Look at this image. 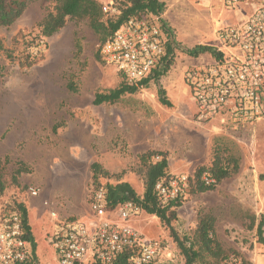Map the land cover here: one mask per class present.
I'll list each match as a JSON object with an SVG mask.
<instances>
[{"label":"rangeland","instance_id":"374dc122","mask_svg":"<svg viewBox=\"0 0 264 264\" xmlns=\"http://www.w3.org/2000/svg\"><path fill=\"white\" fill-rule=\"evenodd\" d=\"M160 1L165 4L162 19L175 45L172 65L158 82L139 86L116 103H94L97 93L120 86L123 79L98 57L101 41L87 19L68 18L62 29L43 38L40 22L55 11L56 0H28L24 14L14 24L0 26V37L15 56L10 60L7 53L0 55V162H6L0 210L17 203L26 206L38 264H59L50 242L57 221L44 206L45 200L61 217L91 220L94 162L109 173L100 178L102 182L125 181L142 195L141 153L164 151L169 175L195 176L200 168L212 165L215 147L235 155L242 171L214 190L189 193L173 224L181 235L192 236L198 217L210 212L216 217V237L227 256L219 264H264V245L257 234L264 218L258 211L262 205L252 203L250 193L243 195L237 189L241 178L251 183L253 163L264 162V142L254 138L251 143L250 135L242 131L226 133L220 116L197 123L198 105L184 79L190 65L213 60L210 52L190 51L199 45L218 46L217 25L233 22L235 13L223 0ZM78 42L81 51L77 55ZM37 43L42 58L30 67L22 66L20 61L29 51L37 52ZM69 84L76 90L69 89ZM162 90L169 105L160 100ZM258 136L264 138L263 126ZM19 163L29 172H23L16 184L12 177ZM29 186L39 188L40 196L30 197ZM132 224L171 251L172 257L160 264H184L169 230L157 216L142 212Z\"/></svg>","mask_w":264,"mask_h":264},{"label":"built area","instance_id":"2783aa9c","mask_svg":"<svg viewBox=\"0 0 264 264\" xmlns=\"http://www.w3.org/2000/svg\"><path fill=\"white\" fill-rule=\"evenodd\" d=\"M95 1L106 22L122 13L120 0ZM223 5L233 10L235 20L217 25L219 45L213 47V60L190 65L184 79L198 105L197 123L220 116L226 133L246 132L253 143L258 124L264 122V0H223ZM168 39L160 16H131L100 44L99 53L125 83L141 86L162 66ZM250 148L253 153L252 144ZM201 180L206 185L216 182L208 173ZM194 182L192 174H172L157 182L155 190L162 204H167L185 199ZM27 192L33 198L40 196L37 187L29 186ZM43 204L57 221L50 242L59 264H110L127 251L131 264H160L172 257L162 241L146 237L132 224L143 212L139 205L125 201L108 209L104 186L93 192L89 222L61 217L48 200ZM0 264H38L21 216L14 209L0 210Z\"/></svg>","mask_w":264,"mask_h":264},{"label":"trees","instance_id":"16d2710c","mask_svg":"<svg viewBox=\"0 0 264 264\" xmlns=\"http://www.w3.org/2000/svg\"><path fill=\"white\" fill-rule=\"evenodd\" d=\"M28 6V0H0V26L8 27L14 24L25 12ZM122 9L121 15L115 20H104V15L100 4L95 0H56L54 12L48 13L40 22V34L43 38L53 36L56 32L62 29L68 18L87 19L91 28L99 36L101 44L129 17L144 16L152 14L160 16L161 23L165 32L168 34L167 56L165 57L162 66L155 73L144 79L141 86H147L151 81L158 82L165 75L174 58V40L171 36L170 28L162 19V14L165 11V4L160 0H120ZM78 50L77 55L81 51L80 43L76 44ZM39 43H37V52H28L20 61L22 66L30 67L36 64L41 58ZM193 54L210 52L216 53L212 47L208 45H199L192 51ZM7 53L10 60H14V54L6 48L3 39L0 37V55ZM98 57L101 59L98 51ZM103 62V61H102ZM139 86L129 85L124 81L122 84L107 92L97 93L94 103L99 105L103 103H116L125 94L135 93ZM69 89L76 88L69 84ZM160 100L163 104L169 105L164 91L160 92ZM228 150L220 147L214 148V159L210 167H202L195 173V182L191 187V192H205L214 190L223 180L233 176L240 169L239 159L230 153ZM141 164L144 170V192L142 195L136 193L130 183L119 181L116 184L104 183L100 180L101 177L108 176V171L104 170L101 165L94 162L91 165L93 173L94 187L93 192L104 186L107 188V198L109 201L108 209L125 201H133L139 205L143 212L157 216L162 225L170 232L181 255L184 257V264H219L226 259V251L216 237V217L207 212L198 217L196 229L192 236L181 235L173 224V221L178 217V208L182 204L183 199H176L162 204L158 196L155 185L161 180L168 178V157L167 153L159 150H148L139 155ZM6 172V162H0V195L6 189V181L4 179ZM23 172H29V169L19 163L13 175V182L18 183V177ZM204 173L210 174L215 183L206 185L201 177ZM10 209L17 210L21 216L22 224L25 229V237L30 242L33 251L36 253V240L32 232V227L29 222V214L26 206L23 203H17ZM257 234L259 242L264 245V218L262 217L257 226ZM129 252L119 254L110 264H131L129 261ZM94 264H105L95 262Z\"/></svg>","mask_w":264,"mask_h":264},{"label":"crops","instance_id":"0c3cea01","mask_svg":"<svg viewBox=\"0 0 264 264\" xmlns=\"http://www.w3.org/2000/svg\"><path fill=\"white\" fill-rule=\"evenodd\" d=\"M261 124H263V125H261ZM261 124L259 123L257 126L256 137H255L256 142H264V138L258 136V133L261 129V126L264 127V122H261ZM258 138H259V140H258ZM240 167H241L240 168V172H241L243 165L241 164ZM249 174H250V178H251V183L248 181V178L247 179L241 178L242 180L239 183L237 189L240 190V192L243 195L246 193L247 194L250 193L252 203H254V200H255V203H257V205H262V208L258 211H260L261 213L264 214V162L253 163V169L249 170Z\"/></svg>","mask_w":264,"mask_h":264}]
</instances>
